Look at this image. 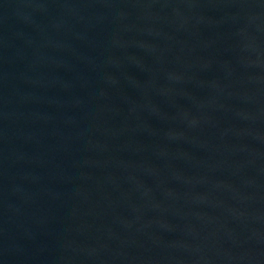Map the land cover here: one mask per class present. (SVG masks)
<instances>
[{
	"label": "water",
	"instance_id": "obj_1",
	"mask_svg": "<svg viewBox=\"0 0 264 264\" xmlns=\"http://www.w3.org/2000/svg\"><path fill=\"white\" fill-rule=\"evenodd\" d=\"M0 264H264V0H0Z\"/></svg>",
	"mask_w": 264,
	"mask_h": 264
}]
</instances>
